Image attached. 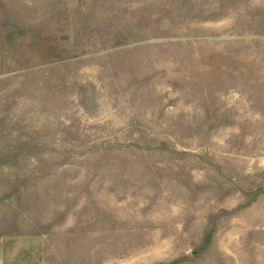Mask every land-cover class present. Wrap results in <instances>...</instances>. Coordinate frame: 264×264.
Returning <instances> with one entry per match:
<instances>
[{"label":"rangeland","instance_id":"1","mask_svg":"<svg viewBox=\"0 0 264 264\" xmlns=\"http://www.w3.org/2000/svg\"><path fill=\"white\" fill-rule=\"evenodd\" d=\"M0 264H264V0H0Z\"/></svg>","mask_w":264,"mask_h":264}]
</instances>
